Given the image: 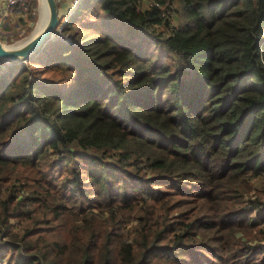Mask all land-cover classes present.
I'll use <instances>...</instances> for the list:
<instances>
[{"label":"trees","instance_id":"16d2710c","mask_svg":"<svg viewBox=\"0 0 264 264\" xmlns=\"http://www.w3.org/2000/svg\"><path fill=\"white\" fill-rule=\"evenodd\" d=\"M56 34L0 59L2 263L264 264V0H82Z\"/></svg>","mask_w":264,"mask_h":264},{"label":"water","instance_id":"95a60500","mask_svg":"<svg viewBox=\"0 0 264 264\" xmlns=\"http://www.w3.org/2000/svg\"><path fill=\"white\" fill-rule=\"evenodd\" d=\"M49 16L47 24L36 36L29 38L21 45H6L0 41V59L8 62H18L28 60L36 56L44 45L57 36L56 30L59 28L63 15L58 7L57 0H45ZM61 38V35L58 36Z\"/></svg>","mask_w":264,"mask_h":264},{"label":"rangeland","instance_id":"374dc122","mask_svg":"<svg viewBox=\"0 0 264 264\" xmlns=\"http://www.w3.org/2000/svg\"><path fill=\"white\" fill-rule=\"evenodd\" d=\"M57 1L61 4V7L59 9H61V14L63 15V18L72 16L79 5V3L75 5V2L77 0H57ZM33 2H32V10L34 8V12L26 14L27 18L24 23H21V25L17 24V28H15L16 26L15 24L12 23V25L9 26V24L7 23L10 30L8 32L4 31L3 29L0 30V41L2 43L6 45L14 46L18 42L24 41L27 38L31 37L33 31L38 27V24L39 23L43 24L45 22L47 16L42 1L33 0ZM66 6L71 7V9L67 11V9L65 8ZM30 15L34 16L32 21L29 17ZM71 39H72L71 35H67V36L61 35V40L65 41L68 44H71ZM3 258L4 257L0 256V264H4L2 263Z\"/></svg>","mask_w":264,"mask_h":264},{"label":"crops","instance_id":"0c3cea01","mask_svg":"<svg viewBox=\"0 0 264 264\" xmlns=\"http://www.w3.org/2000/svg\"><path fill=\"white\" fill-rule=\"evenodd\" d=\"M6 1L5 0H0V30L4 31H9V26L15 24V28H17V24L21 25V23H24L26 21V14L29 12L25 13L22 11L20 8H13L12 11L8 14H4V7H5ZM68 10L71 9V7H65ZM66 11V12H67ZM9 26H8V24Z\"/></svg>","mask_w":264,"mask_h":264},{"label":"built area","instance_id":"2783aa9c","mask_svg":"<svg viewBox=\"0 0 264 264\" xmlns=\"http://www.w3.org/2000/svg\"><path fill=\"white\" fill-rule=\"evenodd\" d=\"M6 4L4 7V14L8 15L13 8H20L22 11H24L25 13L30 12L31 8H32V2L33 0H5ZM82 0H77L75 2V5L77 3H80ZM67 20V17L63 18V23L65 24Z\"/></svg>","mask_w":264,"mask_h":264},{"label":"bare ground","instance_id":"6f19581e","mask_svg":"<svg viewBox=\"0 0 264 264\" xmlns=\"http://www.w3.org/2000/svg\"><path fill=\"white\" fill-rule=\"evenodd\" d=\"M41 1L43 3V6L45 7L44 9H45V12H46L47 19L45 20V22L43 24L42 23L38 24V27L33 31L31 37H29V38H32V37L36 36L38 33H40V31L43 29V27L47 24V21H48L49 10H48L46 1L45 0H41ZM29 38H27L24 41L18 42L16 45H21V44L25 43Z\"/></svg>","mask_w":264,"mask_h":264}]
</instances>
